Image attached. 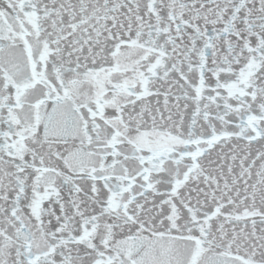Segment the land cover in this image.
<instances>
[{"label": "snow or ice", "instance_id": "6c2138e0", "mask_svg": "<svg viewBox=\"0 0 264 264\" xmlns=\"http://www.w3.org/2000/svg\"><path fill=\"white\" fill-rule=\"evenodd\" d=\"M0 264H264V0H0Z\"/></svg>", "mask_w": 264, "mask_h": 264}]
</instances>
